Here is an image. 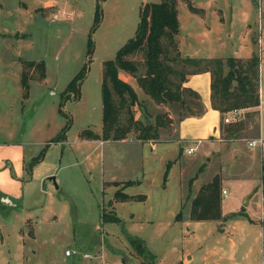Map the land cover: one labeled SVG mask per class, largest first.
Masks as SVG:
<instances>
[{
  "label": "rangeland",
  "instance_id": "obj_1",
  "mask_svg": "<svg viewBox=\"0 0 264 264\" xmlns=\"http://www.w3.org/2000/svg\"><path fill=\"white\" fill-rule=\"evenodd\" d=\"M159 1L0 0V170L3 171L0 192L11 204L0 206V242H3L0 264H118V256L121 264L124 260L132 264H171L180 250L195 249L200 244L202 248L214 249L208 258L211 264H247L252 260L247 257L249 253L254 254L255 264H260V243L255 227L245 230L229 221L222 225L221 231L214 221L182 219L187 217L198 183L213 173L226 178L223 202L226 206L230 204V210L244 211L239 204L242 194L248 195L244 199L250 202L258 200L264 191V150L253 151L246 147L247 140L264 132V0H188L178 1L176 6L180 33L193 43L199 13L191 11L187 4L198 9L211 4L223 11L217 14L223 18L230 5L233 18L230 28L226 21L219 23L224 32L226 29L232 32V37L221 36L228 47L227 51L223 47V51L229 54L237 33L245 32V23L236 20L242 8L239 3L250 4L246 23L251 29L254 55L259 60L258 87L262 104L260 108L239 109L238 121L245 125L237 138H227L221 130L217 137L203 143H188L186 146L197 148L194 152H186L188 148L184 146L174 147L177 121L189 109L178 107L176 102H153L131 75L118 70L119 77L137 95L136 103L130 108L133 119L152 124L158 116L160 126L155 141L171 143L165 144L153 161L146 159L139 147L129 146L136 143L134 132L126 135L129 141L126 146L109 143L107 153L106 146L103 152L96 141L82 144L78 140L82 131H87V137L90 133H100L102 61L111 59L118 47L132 37L140 6ZM96 6L101 19L93 26ZM216 18L207 14L205 21L217 24ZM88 39L91 41L89 52ZM212 44L216 45L214 41ZM133 59L140 62L141 55ZM27 61L43 62L41 81L37 80V66L23 68L22 63ZM80 69H84V76L75 97L74 92L65 87ZM139 69L141 71V67ZM21 71L29 79L25 97L19 82ZM192 100V97L185 98L187 107ZM248 111L256 112L251 119L245 116ZM121 113L125 114V110ZM225 114L230 117V113ZM67 122L65 141H49ZM220 124H226L222 116ZM43 147L42 165L57 167L55 174H51L56 189L47 179L42 184L31 178L35 164L29 173L26 171L27 164ZM17 153L21 157H16ZM139 154L142 162L136 161L140 159ZM167 160L177 166L173 167L175 170L170 172V179L162 190L163 162ZM140 163L150 180L138 187L147 195L146 201L131 206L117 205L113 210L112 196L128 182L102 184V180L109 176L139 177L141 170L136 165ZM134 190L127 188L126 192ZM250 211L256 213L254 209ZM177 212L179 216L175 217L181 221L172 220ZM102 214L116 216L119 221L102 220ZM144 218L150 222H145ZM137 219L141 221L136 222ZM128 236L137 241L130 244ZM196 249L194 256L200 250ZM65 250L71 255L65 256Z\"/></svg>",
  "mask_w": 264,
  "mask_h": 264
},
{
  "label": "trees",
  "instance_id": "obj_2",
  "mask_svg": "<svg viewBox=\"0 0 264 264\" xmlns=\"http://www.w3.org/2000/svg\"><path fill=\"white\" fill-rule=\"evenodd\" d=\"M178 1L187 2L188 0H160L155 3H143L139 8L138 21L132 37L118 47L111 59L102 61L100 80L101 131L100 135L90 133L87 138L114 141L123 139L128 133L134 132L135 140L144 142L153 141L158 136V127L160 126L158 116H155L152 124L133 119L130 108L136 103L137 95L133 88L118 76V70L131 75L141 90L153 102L157 104L176 102L178 107L189 109V112L182 117L201 112L202 107L196 93L183 87L182 83L187 75L202 71H207L210 74V106L218 110L221 115L231 110H245L258 106L259 60L257 55H251L246 59L234 57L222 59L191 58L179 54L178 41L176 40L178 33L176 6ZM187 5L191 11L198 12L197 8L190 4ZM100 19V10L96 6L93 12V26H96ZM90 49L91 41L88 39L87 52ZM171 52L172 55H170ZM137 54L141 55L140 62L133 59V56ZM22 66L23 68L37 66L39 69L37 80L41 81L44 78L42 61H27L22 63ZM139 67H141V71ZM23 71L20 72L19 82L25 97L29 79ZM83 76L84 69H80L65 87L67 91L74 92L75 97L78 96V85ZM184 97L194 98V101H189L190 107H187ZM123 109L125 114L121 113ZM255 113V111H248L245 116L251 119ZM239 117L240 115L234 121L224 125L220 124L219 128L225 131L227 138H237L239 131L244 129L245 122L238 121ZM68 126V122L65 123L59 133L49 141L65 140L64 131ZM85 133L87 131H82L79 134L84 137ZM43 151L44 147L27 164L26 171L28 173L31 166L41 160ZM170 163H166L163 177L166 176ZM220 192V177L215 173L208 182L197 188L189 203L188 218L202 221L243 217L249 220L242 210L221 216ZM262 195L264 197V191ZM113 198L126 201L132 198L141 199L142 197H129L121 191H117ZM262 209L264 211V199L262 200ZM176 216H179V212ZM102 220L117 222L119 218L102 214ZM260 227L261 249L264 254V217L260 220ZM127 239L130 244L137 241L134 237L128 236Z\"/></svg>",
  "mask_w": 264,
  "mask_h": 264
},
{
  "label": "crops",
  "instance_id": "obj_3",
  "mask_svg": "<svg viewBox=\"0 0 264 264\" xmlns=\"http://www.w3.org/2000/svg\"><path fill=\"white\" fill-rule=\"evenodd\" d=\"M248 5H250V4L247 1H242L239 3V6H241L242 8L239 9L238 18H236V20L241 24L245 23L243 25L245 32L244 31L242 32L240 30L237 33L238 36L236 37L235 44L231 47V50H230L231 52H228L229 54H225V52L223 51V47L225 48V51H227L228 47H226L227 42H225L221 38V36L225 35L226 37H229V36L232 37V32L231 31L228 32L227 29L224 32L222 27H221V24H219V23H220V21H226L228 28H230V25L233 21L232 16L230 17V11H231L230 5H228L226 8L225 18L217 16L218 11H219V13H221L223 11L221 9L215 8V6H212L211 4H208V6L204 5V9L203 8L198 9L195 6L199 10L198 11L199 18H197V19L200 21H198V23H195L197 30H195V32H193V34H192L193 43H191L189 41V38L186 37L185 34L183 36V34L180 33L181 22H180L179 14L177 13V20H178L177 37H178L179 53L182 56H187V57H191V58L234 57V58L246 59V58L250 57L251 55H254L255 54L254 44H252L251 36H250L251 35L250 30L251 29L249 28V25L246 23V20H247L246 11H247ZM257 5H259V4H257ZM227 11H229V15L227 14ZM207 14L214 15V18L216 16L217 17L216 18L217 24H211V23L208 24L205 21V16ZM213 41L216 43V45L212 44ZM202 51H204V52H202ZM218 51L221 54L217 53ZM258 75H259V70H258ZM182 86L185 88H188V89H190L196 93L202 108H201L200 113L182 117L177 121V124L175 127V138H174L175 140H173L172 143L174 144V147L176 146V147L183 148V146H184L185 148H192V151L194 152V151H196L195 149H197V148H195V146L191 147V146H186V145L190 142H194L195 145H197V144L203 143L204 141L208 140L210 137H212V138L217 137L219 134V131H221L219 126L221 123V116H223V115H221L218 110L213 109L210 106V74H209V72L202 71V72L187 75L184 82L182 83ZM260 96H261V92H260V89L258 87V97H259L258 108H260V105L262 104V102L260 100ZM257 127H258V131H260L259 114L257 117ZM262 133L263 134H261V135L264 136V132H262ZM95 134L100 135L99 132L95 133ZM259 135H260V133H259ZM78 140H80L82 142V144H86L89 141H96L97 146L101 147V149H103V152H104V147L106 146L105 147L106 153L109 151V150H107V148L109 146V143H111V142H113L114 144L119 145V146L120 145L126 146V142H129V141H127L126 138L111 141V140L102 139V138L89 139V138H87L86 135L84 137L80 136V138H78ZM63 141H65V140H63ZM135 142H136L135 145H131L133 143H130L129 146L139 147L142 150V153L145 154L146 159L149 158L151 160L155 159L154 157H156L158 155V153L161 151L162 147L165 146V144L171 143V142H167V141L157 142L155 140H153V141L147 140L144 142L136 140ZM246 147H247V145H246ZM247 148L250 150H253V151L257 150V148H249V147H247ZM16 157H21L20 153H17ZM130 160H132V159L130 158ZM136 161L142 162L141 155H140V159L136 158ZM42 162H43V159H41L39 162L35 163V166L32 168V171L30 172V176H31V178H34L35 181H37V182L41 181L43 184L44 180L47 179L48 175H51L53 173L55 174V172H56L55 169L57 167H56V165H53V164H49L48 166H43ZM167 162H171V163H170V166L167 170L166 176L163 177V172L165 170V166H166ZM163 163H164V169L162 172V180L160 183L162 190L165 189L164 184H167L169 179H170V172L175 170V169H173V167L177 166V165H175V163L173 161H169V160H167ZM142 165L143 164H141V163L139 165H136L137 168H139L141 170L139 177L135 176V178L118 179L117 177L109 176V177H105V179L102 180V184H104L105 182L106 183L107 182L112 183V182H118V181L120 182L121 181L120 182L121 185H122V182L127 181L128 185L123 187L121 189V192L126 194L129 197H136V196L142 197L141 199H133L132 198L131 200L121 201V200H115L112 196L111 207L113 208V210L115 209V206H117V205L118 206H125V205L131 206V204H133V203H144L146 201L147 195L138 189V187H140L141 184L150 183L149 177L147 176V171H146V173H144V166H142ZM58 168H59V166H58ZM2 172L3 171L0 170V186L2 183V179H1L2 178ZM214 174L215 173L210 175L203 182L198 183L199 186L203 183L208 182ZM216 174H218V172H216ZM219 177H220V174H219ZM224 179H226V178L220 177L221 190L224 189L223 188V186H224L223 182L224 181L226 182V180H224ZM49 184H50V186H52L50 181H49ZM102 188H103V185H102ZM127 188H135V190L133 192H126ZM220 194H221V192H220ZM224 196L221 195V203H220L221 216H227L228 214H230L232 212H236L238 210V209L230 210V208H229L230 204L226 206V204H224V202H223ZM245 197H249V196L246 194L241 195L239 204H241V207L244 210L243 212L247 215L249 220H247L246 218H243V217H234V218H227L226 220H202V221H214L216 223V226L219 225V230H221V231H223L222 225H224L225 223H228L229 221H231L232 224L241 225L245 230L249 229V227H255L257 229V240L260 243V246H259L260 264H264V254L262 253V249H261V227H260V220L262 217H264V211L262 209V200L264 199V197H263V195H260L258 200L255 199L254 201H250V202L245 200L244 199ZM9 201L7 200L5 194L0 192V206H3L2 204L11 205ZM249 209L252 211L254 209L256 211V213L251 214L252 212ZM129 215H130V218L133 217L132 213H130ZM175 216L176 215L173 214V217H172L173 221H181V220H179V218H176ZM143 220L145 222H150V220L146 219V218H144ZM182 220L195 221V220H190L188 218V211H187L186 219H182ZM139 221H141V219L136 220V222H139ZM202 221H195V222H202ZM1 239H2V236L0 234V240ZM2 244H3V242H0V245H2ZM232 244H234L233 240H231V245ZM202 247H203V245H201V244L195 247V249L200 248V250H198L197 256L193 255L195 249L180 250V252H178L177 256L173 259L171 264H176V263L195 264V262L196 263L199 262L201 264H203V263L204 264H211V262L208 258H210V255L214 252L213 251L214 249H211L209 247H204V248H202ZM248 251L249 250H247L246 253ZM70 255H71V252H70V254L65 255V256H70ZM253 255L254 254H251V253L247 254V257L252 259V260L248 261L247 264H255L256 260L253 257ZM118 258H119L118 264H121V259L119 256H118ZM123 262H124V264H127L126 262H128L129 264H132L130 260H124ZM151 264H154V262Z\"/></svg>",
  "mask_w": 264,
  "mask_h": 264
},
{
  "label": "built area",
  "instance_id": "obj_4",
  "mask_svg": "<svg viewBox=\"0 0 264 264\" xmlns=\"http://www.w3.org/2000/svg\"><path fill=\"white\" fill-rule=\"evenodd\" d=\"M257 9H258L257 16H258V22H259V7ZM258 42H260L259 38H258ZM258 105H259V103H258ZM257 108H258V106H257ZM227 113H230V117L227 114H223V116H222V122L223 123H229V122L234 121V119H236L240 114L239 110H231V111H228ZM246 145L249 148H257L259 150H264V136H262L260 134L256 138L247 140ZM185 151L190 152V151H192V148H188ZM225 194H226V191L224 189H222L221 195L224 196ZM68 254H70V251L65 250V255H68ZM84 256H88V254H84Z\"/></svg>",
  "mask_w": 264,
  "mask_h": 264
},
{
  "label": "water",
  "instance_id": "obj_5",
  "mask_svg": "<svg viewBox=\"0 0 264 264\" xmlns=\"http://www.w3.org/2000/svg\"><path fill=\"white\" fill-rule=\"evenodd\" d=\"M47 180L51 182V184L53 185V187L56 189L57 188V185L55 183V179H54V176L51 175V176H48L47 177ZM127 264H129L128 262H126Z\"/></svg>",
  "mask_w": 264,
  "mask_h": 264
}]
</instances>
